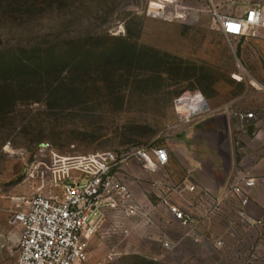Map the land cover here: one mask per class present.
Listing matches in <instances>:
<instances>
[{
    "label": "rangeland",
    "instance_id": "1",
    "mask_svg": "<svg viewBox=\"0 0 264 264\" xmlns=\"http://www.w3.org/2000/svg\"><path fill=\"white\" fill-rule=\"evenodd\" d=\"M11 1L0 0V264L18 256L14 198L49 192L26 176L40 148L75 155L165 147L199 121L181 117L179 106L190 108L176 99L186 91L206 96L205 116L245 111L240 100L256 84L239 44L213 25L206 0H171L166 18L150 13L157 0ZM259 1L214 3L236 15ZM183 7L187 15L175 17ZM140 169L136 196L156 203L151 175L162 171ZM217 219L213 229L200 224L204 242L183 238L175 223L143 226L139 218L118 221L128 235L110 234L108 219L84 264H264V221L229 230ZM161 236L180 244L167 250Z\"/></svg>",
    "mask_w": 264,
    "mask_h": 264
},
{
    "label": "built area",
    "instance_id": "2",
    "mask_svg": "<svg viewBox=\"0 0 264 264\" xmlns=\"http://www.w3.org/2000/svg\"><path fill=\"white\" fill-rule=\"evenodd\" d=\"M160 8L150 13L169 17L166 5L171 0H158ZM208 2L207 12L213 25L228 38L253 33L264 28V2L245 8L242 14L232 15L219 9L214 0ZM183 7L175 17L187 15ZM190 108L183 113L180 104ZM183 120L200 118L209 109V101L200 91H186L176 99ZM234 117L247 121L255 118L253 111L227 109ZM169 154L164 146L135 147L128 150H107L86 154L62 155L46 146L40 148L27 165V177L45 181L49 192L35 191L30 196L14 198L11 209L19 227L18 256L14 264H84L90 254L94 238L108 219H114L109 233L120 230L125 235L129 227H121L122 219L139 218L143 226L164 225L163 218L170 216V224L183 229V238L204 242L206 236L200 224L223 218L227 229L253 227L262 223L248 214L250 190L257 179L243 174L239 180L215 194L210 188L197 185L190 179L170 182L161 169L167 164ZM138 161L147 171H159L162 178H153L158 200L153 203L137 197L131 187V163ZM188 193H194L187 197ZM242 223V224H241ZM120 226V227H119ZM162 232V231H161ZM160 242L167 250L180 244L179 239L161 236ZM217 244H221L217 241Z\"/></svg>",
    "mask_w": 264,
    "mask_h": 264
},
{
    "label": "crops",
    "instance_id": "3",
    "mask_svg": "<svg viewBox=\"0 0 264 264\" xmlns=\"http://www.w3.org/2000/svg\"><path fill=\"white\" fill-rule=\"evenodd\" d=\"M232 39L239 44L238 58L244 65L251 67L256 81L255 85H247V90L250 89L249 94L240 100L242 108L244 107L245 111H253L255 118L242 121L231 115L228 110L201 116L199 121L189 125L181 135L168 139L165 148L169 160L161 169L172 183L190 179L197 185L210 188L218 195L225 188L235 184L241 175L254 176L257 183L250 190L248 214L263 222L264 28H256L253 33ZM131 170L133 173L130 178L131 187L135 194L140 196L143 191L138 190L137 181L143 178L144 172L141 171L138 161L131 163ZM151 176L152 179L162 178L157 173ZM194 195L188 193L187 197ZM167 216L163 218V222L169 226L170 223L167 221H170V218ZM215 223L221 221L218 219L205 221L202 228L213 229Z\"/></svg>",
    "mask_w": 264,
    "mask_h": 264
},
{
    "label": "trees",
    "instance_id": "4",
    "mask_svg": "<svg viewBox=\"0 0 264 264\" xmlns=\"http://www.w3.org/2000/svg\"><path fill=\"white\" fill-rule=\"evenodd\" d=\"M11 3H13V4L14 3H16V4H20V3L24 4L25 0H12Z\"/></svg>",
    "mask_w": 264,
    "mask_h": 264
},
{
    "label": "bare ground",
    "instance_id": "5",
    "mask_svg": "<svg viewBox=\"0 0 264 264\" xmlns=\"http://www.w3.org/2000/svg\"><path fill=\"white\" fill-rule=\"evenodd\" d=\"M157 1H158V0H157ZM152 2H156V1H152ZM152 2H151V3H152ZM157 3H158V2H157ZM158 4H159V3H158ZM159 5H160V4H159ZM150 8H151V4H150ZM151 9H153V8H151ZM178 104H180L179 101H178Z\"/></svg>",
    "mask_w": 264,
    "mask_h": 264
}]
</instances>
